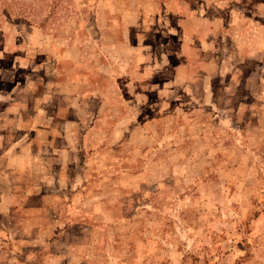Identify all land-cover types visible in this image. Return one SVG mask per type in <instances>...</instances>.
I'll return each instance as SVG.
<instances>
[{
  "label": "rangeland",
  "instance_id": "374dc122",
  "mask_svg": "<svg viewBox=\"0 0 264 264\" xmlns=\"http://www.w3.org/2000/svg\"><path fill=\"white\" fill-rule=\"evenodd\" d=\"M50 4L0 0V264H264V0Z\"/></svg>",
  "mask_w": 264,
  "mask_h": 264
},
{
  "label": "trees",
  "instance_id": "16d2710c",
  "mask_svg": "<svg viewBox=\"0 0 264 264\" xmlns=\"http://www.w3.org/2000/svg\"><path fill=\"white\" fill-rule=\"evenodd\" d=\"M57 2H59V0H51L50 10L53 11V10L55 9L54 7L56 6V3H57ZM49 13L51 14V13H53V12H50V11H49ZM240 262H241V261L237 262V264H240Z\"/></svg>",
  "mask_w": 264,
  "mask_h": 264
}]
</instances>
